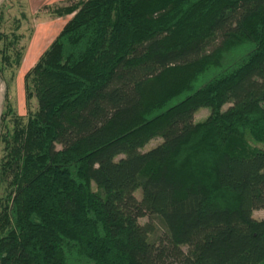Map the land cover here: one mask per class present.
Wrapping results in <instances>:
<instances>
[{
    "label": "trees",
    "instance_id": "1",
    "mask_svg": "<svg viewBox=\"0 0 264 264\" xmlns=\"http://www.w3.org/2000/svg\"><path fill=\"white\" fill-rule=\"evenodd\" d=\"M54 12L18 113L0 5V264H264V0Z\"/></svg>",
    "mask_w": 264,
    "mask_h": 264
},
{
    "label": "rangeland",
    "instance_id": "2",
    "mask_svg": "<svg viewBox=\"0 0 264 264\" xmlns=\"http://www.w3.org/2000/svg\"><path fill=\"white\" fill-rule=\"evenodd\" d=\"M76 0H0L4 17L7 18L6 24L8 28L13 25L10 19L11 17L20 18V12L25 15V18H20V30L24 31V40H22L24 51L22 54L21 62L18 68L15 70V75L12 80V102L18 111H23V92H22V74L23 72L34 63L39 52L45 48L48 42L53 38L55 33L59 30L66 17L70 16H58L54 10L57 7L68 5ZM20 11V12H19ZM0 30L2 28L0 27ZM217 68L212 69L207 77H203L201 81L211 77ZM208 113V108L203 107L198 109L193 114V120H200ZM159 141V138L149 140L142 149H148L155 145ZM254 146L264 149L263 142H251ZM137 192V191H136ZM135 192V193H136ZM137 195V194H135ZM254 218H261L264 216V209H257L252 211ZM147 221V217H140L139 222L143 223Z\"/></svg>",
    "mask_w": 264,
    "mask_h": 264
},
{
    "label": "crops",
    "instance_id": "3",
    "mask_svg": "<svg viewBox=\"0 0 264 264\" xmlns=\"http://www.w3.org/2000/svg\"><path fill=\"white\" fill-rule=\"evenodd\" d=\"M5 94L8 95L7 94V91H6L5 84H4L3 80L0 78V114L3 111V108H4V104H5Z\"/></svg>",
    "mask_w": 264,
    "mask_h": 264
}]
</instances>
